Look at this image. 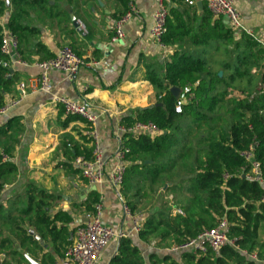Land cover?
I'll use <instances>...</instances> for the list:
<instances>
[{
    "label": "trees",
    "instance_id": "1",
    "mask_svg": "<svg viewBox=\"0 0 264 264\" xmlns=\"http://www.w3.org/2000/svg\"><path fill=\"white\" fill-rule=\"evenodd\" d=\"M6 1L12 6L7 28L20 39L22 33L28 30L24 25L27 8L42 1L0 0V17L8 10ZM52 1L56 4L60 0ZM184 1L164 2L168 17L167 31L161 39L163 46L176 44L190 34V24L182 20L177 8L172 7V4L181 5ZM212 20L213 16L206 11L192 43L205 46L215 41L225 48L231 47V61L223 66L225 75L219 77L213 73L200 58L185 52H174L165 62L163 76L154 70L146 74V81L156 91V103L135 109L119 121L123 127L152 123L160 132L153 138L145 135L127 137L128 165L120 188L121 198L130 214H144L136 240L144 245L154 242L159 251L143 256L134 239L122 237L117 241L108 264H264L256 263L242 253H256L260 260L264 258V241L261 242L259 236L264 224V186L241 177L248 164L240 155L254 145V158L260 163L264 177V71L260 76L251 73L255 67L264 70L260 65L264 60V48L251 37L233 32L223 17L211 23ZM1 39L0 26V45ZM18 54L20 56L19 46ZM6 61L0 52V106L5 104L7 94L15 97L18 81V73L2 65ZM230 68L232 70L228 75ZM256 80H259L260 86ZM172 87L182 93L187 90L184 95H192L190 103L183 105L179 113L176 112L179 97L175 98L170 93ZM229 90L238 91L245 98H233ZM66 118L89 127L88 122L80 117ZM20 128L17 120L8 121L0 127V138H7L12 129L19 131ZM82 139L90 144V148L74 144L69 149L71 142L62 145L69 159L64 168L79 174V170L73 167V161L78 157L85 160L93 157L91 139L86 136ZM0 150H3V154L0 153L1 194V190L14 179L17 168L11 160H3V155L11 158L6 145ZM176 167H179L177 172L174 171ZM145 186L150 190L165 189L164 193L172 196L171 202L141 211ZM23 197L25 207L18 198L9 208L0 204V251H9L13 257L19 256L17 263L20 264L25 258L16 251V243L27 252H30L27 244L38 246L23 227L24 217H28V223L35 226L33 228L42 239H50L54 245L70 246L67 224L72 218L65 212L50 217L54 196L39 185L28 182L24 186ZM99 202V194L93 191L81 206L87 214L94 215V206ZM17 209L20 211L15 213ZM176 209H180L182 214L174 213ZM221 219L229 225L228 236L235 240L234 246L223 247L218 254L208 250L205 255L191 250L168 251L213 229ZM57 222L63 224L59 229L55 225ZM66 248L58 251L60 257ZM175 254L180 255L179 262L173 258ZM44 264H55V261L49 258Z\"/></svg>",
    "mask_w": 264,
    "mask_h": 264
},
{
    "label": "crops",
    "instance_id": "2",
    "mask_svg": "<svg viewBox=\"0 0 264 264\" xmlns=\"http://www.w3.org/2000/svg\"><path fill=\"white\" fill-rule=\"evenodd\" d=\"M39 1L42 2L27 8L28 15L24 18V25L28 30L18 39L20 57L27 65L10 66L13 72L18 73L16 95L14 97L7 94L4 103L9 100L19 102L7 114L0 116V127L11 120H17L21 125L19 131L12 129L7 138H0V147L6 145L11 153V162L17 168L14 179L0 194V204L9 208L18 198L25 207V184L33 182L39 185L55 198V201L51 202L50 217L58 212H65L72 218L67 224L69 240L72 241L74 226L86 222L91 217L81 205L94 191L101 199L102 225L121 231L126 237L134 239L143 256L151 251H159L156 246L151 247L152 243L144 245L136 240L137 232L133 230L132 221L141 224L144 214L132 217L123 215L121 201L106 183L89 186L79 173L64 168V163L69 162L62 149L64 143L71 142L69 149L73 148L74 144L90 148V144L82 139L87 126L78 121H68L62 108L51 102L49 94L37 92L20 97L18 85L40 75L35 63L54 58L64 46L71 47L83 58L85 65L80 68L74 81L67 80L61 73L50 72L48 78L52 93L73 101L87 102L91 111L97 115L94 128L99 136L103 159L111 167V164L115 163L112 157L117 148L114 133L120 119L135 109L156 103V91L146 81L149 70L163 76L165 62L172 53L185 52L195 56L205 55L208 50L213 49L217 52L219 50L221 54L223 52V55L226 52L227 58L220 60L217 68L225 75L223 66L231 61L232 48H225L215 41L205 46L192 43V37L199 32L202 18L208 11L205 0H185L181 5L172 4V7L178 9L182 20L190 24V34L170 46H161L150 37L151 13L157 0H60L56 4L52 0ZM232 2L240 14L242 27L251 30L260 45L264 44V0ZM6 3L8 10L0 17V25H7L12 11L11 4L8 1ZM132 11L133 14L123 26L124 37L116 43H111L117 21ZM214 20L216 17L213 16L211 23ZM225 23L227 25L226 21ZM260 65L264 67V60ZM231 70L230 68L227 71L228 75ZM263 71V68L255 67L251 73L260 76ZM256 81L260 86L259 80ZM229 91H232L233 98H245L238 91ZM181 95L182 92L179 96ZM73 167L75 168L74 165ZM19 211L20 209H17L14 212ZM55 225L59 229L63 224L57 222ZM33 226L28 223V217H24L23 227L29 231L38 246L27 244L26 248L30 249V252H27L22 250L17 242L16 251L24 258L28 255L38 264H44L49 258L56 262L61 258L58 251L62 252L67 246L54 245L50 239H42ZM31 232L38 236L39 240L35 239ZM4 234L7 235L8 232L5 231ZM259 236L263 242L264 224ZM116 245L117 241L109 243L96 264H108ZM172 256L176 261H180V255ZM18 260L19 256L13 257L9 255V251H0L1 264H18ZM20 264L30 263L25 259L20 261Z\"/></svg>",
    "mask_w": 264,
    "mask_h": 264
},
{
    "label": "built area",
    "instance_id": "3",
    "mask_svg": "<svg viewBox=\"0 0 264 264\" xmlns=\"http://www.w3.org/2000/svg\"><path fill=\"white\" fill-rule=\"evenodd\" d=\"M205 2L212 16L216 18L223 17L228 27L233 32L238 34L243 33L256 41L252 31L242 27L240 14L235 8L232 0H205ZM132 14L133 11L127 13L117 21L113 29V36L110 39L111 43H116L124 37L123 26L130 19ZM167 17L168 10L164 4V0H157L151 13L152 26L149 33L151 39L161 46H163L161 44V39L167 31ZM0 26L2 35L0 52L7 59L6 62H2V65L7 68L19 65L26 66L27 64L21 60L18 54V39L9 31L7 25L1 24ZM261 46L264 48V44H261ZM34 65L40 70V75L30 78L26 82H22L18 85L20 97H24L31 93L44 92L51 95V102L54 105L62 108L65 117L77 116L88 122L89 127L85 130L84 136L92 141L93 157L91 160L78 157L73 161V165L79 170L80 176L89 186L106 183L121 201L123 215L132 217L120 195L123 175L128 165L126 155L129 150L125 146V140L127 137L138 138L142 135L153 138L160 133L159 130L152 123H135L131 127L119 125L114 133L117 148L112 159L115 163L111 164L110 167L108 162L103 159L102 149L99 145V136L94 128L97 115L91 111L85 100L73 101L64 96L54 95L48 78L50 72H57L63 74L67 80L74 81L80 68L85 65L83 58L78 56L71 47L64 46L59 49L54 58L40 61ZM186 92L187 90L184 91V93ZM184 93L179 96L176 105V112L178 113L181 112L182 106L190 103L192 99V95H184ZM18 102V100H9L4 105L0 106V116L7 114ZM254 147L255 146L252 145L247 151L240 153L241 157L248 164L247 171H242L241 177L264 186L261 165L254 158ZM0 153L3 154V150H0ZM3 160L10 161L11 159L3 155ZM4 191L5 187L1 190V193ZM94 208L95 214L91 215L89 220L74 226L71 244L67 247L63 257L58 259L55 264H96L100 260L103 250L109 243L126 237L121 231L114 230L101 224V199ZM175 213L182 214L180 209L176 210ZM132 225L133 230L138 233L141 224L132 221ZM228 232L229 225L227 221L221 219L213 229L202 232L197 238L181 246H173L170 251L191 250L195 253L205 255L208 250H211L213 253L218 254L223 247L234 246L235 240L229 238ZM153 246H155L154 242L151 244V247ZM242 253L256 263H264V258L260 260L256 253H248L246 251H242Z\"/></svg>",
    "mask_w": 264,
    "mask_h": 264
},
{
    "label": "rangeland",
    "instance_id": "4",
    "mask_svg": "<svg viewBox=\"0 0 264 264\" xmlns=\"http://www.w3.org/2000/svg\"><path fill=\"white\" fill-rule=\"evenodd\" d=\"M194 57L200 58L204 60L207 64V67L213 72V73H219L221 71H218V65L219 61L227 58L226 52L225 55H223V52L218 50L213 51V49L208 50L205 55H195ZM218 71V72H217ZM245 96V95H244ZM175 172L179 171V167H176L174 169ZM157 189V188H156ZM150 190L149 187L145 186L143 191H145V196L142 200V205L140 207L141 211H148L149 209H152L155 205H161L164 202H171V195L168 193H164L165 189L159 188L158 190ZM140 211V212H141ZM171 249V248H170Z\"/></svg>",
    "mask_w": 264,
    "mask_h": 264
},
{
    "label": "water",
    "instance_id": "5",
    "mask_svg": "<svg viewBox=\"0 0 264 264\" xmlns=\"http://www.w3.org/2000/svg\"><path fill=\"white\" fill-rule=\"evenodd\" d=\"M6 4H8V3H6ZM11 72H13V71L11 70ZM218 76L221 77V76H222V72H219V73H218ZM170 93H171L175 98H178V97H179V94H180V90L177 89V88L172 87V88H170ZM30 234L33 235L32 232H31ZM33 236H34V235H33ZM34 237H35V239L39 240L38 236H34ZM25 259H26L30 264H38L37 262H35L34 260H32L28 255H25ZM0 264H1V263H0Z\"/></svg>",
    "mask_w": 264,
    "mask_h": 264
}]
</instances>
